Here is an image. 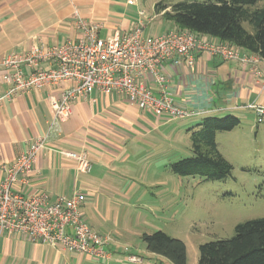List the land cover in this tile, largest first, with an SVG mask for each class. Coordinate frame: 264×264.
Returning a JSON list of instances; mask_svg holds the SVG:
<instances>
[{
  "label": "crops",
  "instance_id": "obj_1",
  "mask_svg": "<svg viewBox=\"0 0 264 264\" xmlns=\"http://www.w3.org/2000/svg\"><path fill=\"white\" fill-rule=\"evenodd\" d=\"M135 3V0L133 4L127 0H0V59L12 52L22 53L32 45L46 47L76 39L79 35L74 24L76 15L100 23L103 37L114 31L129 32L139 21L145 25L142 35L155 36L176 29L168 20L165 26L145 23L139 15L142 10L138 16L129 14L127 5ZM239 51L251 56L254 62L242 64L194 52L192 65L181 59L177 67L164 66L174 102L194 111L190 117L156 116L139 109L122 95L96 90L75 101L61 132L52 134L37 156L22 191L45 192L52 201L71 196L77 190L82 192L84 199L79 208L85 221L93 230L111 237L106 247L109 258L96 259L68 252L58 245L2 233L0 264H151L155 254L149 252L145 261L139 251L123 241L120 214L123 209L136 206V201L145 195H153L157 188L161 190L164 178L171 177L173 135L190 133V128L206 115L237 116L246 110L255 113L249 104L264 107V59ZM8 87L0 78V178L2 166L10 164L32 139L47 131L53 116L50 98L57 97L61 88L33 90L7 98ZM178 120L189 123L172 125ZM62 150L85 153L92 162L91 172H78L73 162L61 155ZM112 204L115 212L111 211ZM109 221L112 228L105 229ZM128 255L141 261L129 262Z\"/></svg>",
  "mask_w": 264,
  "mask_h": 264
},
{
  "label": "built area",
  "instance_id": "obj_2",
  "mask_svg": "<svg viewBox=\"0 0 264 264\" xmlns=\"http://www.w3.org/2000/svg\"><path fill=\"white\" fill-rule=\"evenodd\" d=\"M134 0H127L133 4ZM143 12H140L142 14ZM76 39H66L46 47L32 45L22 53H9L0 59L1 81L8 84L5 97L59 86L57 97L50 98L53 116L47 131L32 139L27 149L10 164L2 166L0 178V236L18 235L46 245H58L68 252L108 259L106 247L111 237L93 230L85 221L80 204L84 194L50 200L45 192L24 193L37 156L52 134L71 114V105L96 90L107 95H122L139 109L156 116L186 118L195 114L174 102L164 66L177 67L181 59L192 65L193 53L203 52L223 60L253 63L251 56L226 43L213 42L207 35L170 29L159 35H142L144 23L125 33L114 31L101 36L102 25L76 15ZM1 100V97H0ZM257 122L264 120V107L249 104ZM75 169L88 174L92 162L83 152L62 150ZM129 262H140L128 255Z\"/></svg>",
  "mask_w": 264,
  "mask_h": 264
},
{
  "label": "rangeland",
  "instance_id": "obj_3",
  "mask_svg": "<svg viewBox=\"0 0 264 264\" xmlns=\"http://www.w3.org/2000/svg\"><path fill=\"white\" fill-rule=\"evenodd\" d=\"M135 1L134 5L126 7L129 14L138 16L142 10L139 15L145 23L165 26L166 19L162 13L157 14L154 4L180 0ZM261 5L262 2L257 3ZM244 26L251 29L247 23ZM236 117L240 119L237 127L216 132L217 149L232 165L230 176L223 180H205L171 172L170 178H164L161 190L157 188L153 195H145L136 201V206L121 212L123 241L139 251L145 261H148L149 251L141 240L143 232L160 230L183 241L186 264H197L200 244L230 238L238 223L264 216V120L257 122L251 110L239 112ZM185 123L189 120L173 121L172 125L179 127ZM189 137L190 133L184 132L172 136L171 162L191 155ZM111 211H116L113 204ZM111 224L106 223L105 229L112 228ZM153 258L151 264H172L156 254Z\"/></svg>",
  "mask_w": 264,
  "mask_h": 264
},
{
  "label": "trees",
  "instance_id": "obj_4",
  "mask_svg": "<svg viewBox=\"0 0 264 264\" xmlns=\"http://www.w3.org/2000/svg\"><path fill=\"white\" fill-rule=\"evenodd\" d=\"M258 2L262 5L257 6ZM154 10L177 30L207 35L264 59V0H180L171 4L158 1ZM239 123L233 114L202 117L190 128L191 155L171 162L170 171L205 180L230 176L232 165L217 149L216 132L230 131ZM141 240L149 252L172 264H186L183 241L160 230L143 232ZM197 264H264V216L238 223L230 238L200 244Z\"/></svg>",
  "mask_w": 264,
  "mask_h": 264
}]
</instances>
